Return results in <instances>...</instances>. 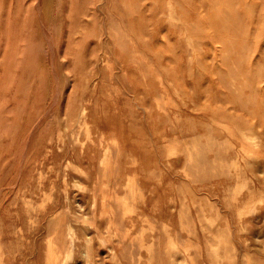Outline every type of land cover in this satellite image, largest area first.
Segmentation results:
<instances>
[{"label":"rangeland","instance_id":"obj_1","mask_svg":"<svg viewBox=\"0 0 264 264\" xmlns=\"http://www.w3.org/2000/svg\"><path fill=\"white\" fill-rule=\"evenodd\" d=\"M0 264H264V0H0Z\"/></svg>","mask_w":264,"mask_h":264}]
</instances>
